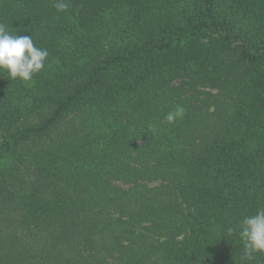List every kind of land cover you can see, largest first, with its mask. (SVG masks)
<instances>
[{
	"label": "trees",
	"instance_id": "16d2710c",
	"mask_svg": "<svg viewBox=\"0 0 264 264\" xmlns=\"http://www.w3.org/2000/svg\"><path fill=\"white\" fill-rule=\"evenodd\" d=\"M54 2L0 0L49 53L0 73V264H264L227 235L264 208V0Z\"/></svg>",
	"mask_w": 264,
	"mask_h": 264
},
{
	"label": "clouds",
	"instance_id": "9594fccd",
	"mask_svg": "<svg viewBox=\"0 0 264 264\" xmlns=\"http://www.w3.org/2000/svg\"><path fill=\"white\" fill-rule=\"evenodd\" d=\"M54 7L58 12H65L69 7L68 0H55ZM48 55L47 49L35 46L32 37L17 36L8 25L0 23V73L6 72L8 79L31 82L45 67ZM184 115L185 109L178 105L166 114L165 119L169 124H175ZM227 235L238 236L243 251L241 259L252 261L255 254L264 255V208L244 217L236 228L229 227Z\"/></svg>",
	"mask_w": 264,
	"mask_h": 264
}]
</instances>
